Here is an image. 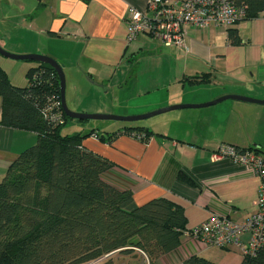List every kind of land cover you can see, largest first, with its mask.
I'll return each instance as SVG.
<instances>
[{"label": "crops", "instance_id": "1", "mask_svg": "<svg viewBox=\"0 0 264 264\" xmlns=\"http://www.w3.org/2000/svg\"><path fill=\"white\" fill-rule=\"evenodd\" d=\"M146 1L0 0V46L16 54L46 55L63 71L67 68L66 102L77 112L138 115L229 94L264 99L263 14L232 26L241 39L236 45L228 42L222 26H188L185 48L145 34L128 43V9H145ZM24 61L0 55V66L15 85L25 86L27 70L36 65ZM201 73L209 74L210 81L182 82ZM1 112L0 96V120ZM89 121L70 123L73 132L68 134L81 127L87 128L85 133L128 128L152 132L146 142L130 132L110 141L94 134L82 140V147L110 162L103 179L130 190L136 204L166 198L183 208L187 229L214 213L240 222L256 210L258 177L232 159L213 160L211 155L224 143L242 149L256 146L264 153V103L226 99L132 122L85 123ZM36 141L34 131L0 124V180L10 162ZM193 255L215 264H240L243 258L237 247H198L183 233L179 245L157 263L184 264Z\"/></svg>", "mask_w": 264, "mask_h": 264}, {"label": "trees", "instance_id": "2", "mask_svg": "<svg viewBox=\"0 0 264 264\" xmlns=\"http://www.w3.org/2000/svg\"><path fill=\"white\" fill-rule=\"evenodd\" d=\"M234 2L245 6L244 18L264 15V0ZM231 27L228 42L241 43ZM35 64L26 72L25 86L13 84L0 66V124L37 134L36 143L10 162L0 180V264H83L108 253L110 258L135 250L145 255L146 264H158V258L175 249L188 231L183 208L163 197L136 204L130 190L103 179L110 162L81 144L92 134L110 141L121 132L144 134L140 140L146 142L152 132L128 128L105 134L62 133V127L75 119L61 106V124L42 114L51 100L60 101L58 75L48 64ZM209 81L205 73L182 79L190 84ZM243 149L264 158L256 146ZM179 178L192 183L182 174ZM242 257L240 264H264V244ZM184 264L215 263L193 255Z\"/></svg>", "mask_w": 264, "mask_h": 264}, {"label": "built area", "instance_id": "3", "mask_svg": "<svg viewBox=\"0 0 264 264\" xmlns=\"http://www.w3.org/2000/svg\"><path fill=\"white\" fill-rule=\"evenodd\" d=\"M245 15V6L236 4L234 0H147L145 9L129 7L126 41L132 42L138 35L145 34L160 39L165 45L185 48L188 26L198 29L209 26L227 28L244 19ZM60 106V101L51 100L42 114L55 124H61L64 120ZM143 135L135 136L143 139ZM211 157L213 160L232 159L258 177L256 210L240 222L225 214L214 213L185 233L198 247H237L242 256L253 254L264 244V158L252 150L225 143L220 144ZM110 254L83 264H100Z\"/></svg>", "mask_w": 264, "mask_h": 264}, {"label": "water", "instance_id": "4", "mask_svg": "<svg viewBox=\"0 0 264 264\" xmlns=\"http://www.w3.org/2000/svg\"><path fill=\"white\" fill-rule=\"evenodd\" d=\"M0 55L13 59V60H26V61H33L38 63H44L50 65L54 70L56 71L59 79V91H60V103L61 108L64 114L72 119L80 120V121H87V120H116V121H123V122H132L137 121L141 119L150 118L152 116L168 112L175 109L180 108H198V107H206L213 104H216L218 102H221L226 99H236L240 101H246V102H258V103H264V99H255L244 95H238V94H229L224 95L219 98L202 102V103H181V104H174L166 107H162L153 111H149L144 114H138V115H118V114H112V113H87V112H77L71 110L66 102L65 98V77L64 72L61 67V65L53 58L41 55V54H35V53H28V54H16L9 52L5 50L2 46H0ZM91 81V80H90Z\"/></svg>", "mask_w": 264, "mask_h": 264}, {"label": "rangeland", "instance_id": "5", "mask_svg": "<svg viewBox=\"0 0 264 264\" xmlns=\"http://www.w3.org/2000/svg\"><path fill=\"white\" fill-rule=\"evenodd\" d=\"M22 63L25 64V63H29V62H25L24 61ZM32 63H35V62H32ZM65 70L66 71H63V72H64V77H65V92H66L67 82L70 85V78H69V75H68L67 68ZM105 103L106 104L109 103L108 99L105 100ZM92 113H108V112H92ZM141 114H144V113H141ZM118 115H121V114H118ZM70 123H79V122H77L75 120L69 121L66 125H64L62 127V129H61V132L62 133H70V132H73L71 129L68 128V127H70ZM85 123H101V124H103V123L112 124L113 123V124H119L121 122L120 121H115V120H90L89 122H85ZM79 130H81L80 132L82 134H84L85 133V130H87V128L82 129V127H81V129H79ZM102 132H103V134H105L104 133V130L101 131V133ZM81 144H82V142H81ZM106 260H111L112 261V264H140V263H145L146 264L147 263V260H146L145 255L142 254L141 252H138L137 250H135V252L130 253V254H119V253H115L110 258H105L102 262H104Z\"/></svg>", "mask_w": 264, "mask_h": 264}]
</instances>
